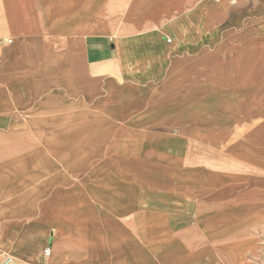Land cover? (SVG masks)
Segmentation results:
<instances>
[{
	"label": "crops",
	"instance_id": "0c3cea01",
	"mask_svg": "<svg viewBox=\"0 0 264 264\" xmlns=\"http://www.w3.org/2000/svg\"><path fill=\"white\" fill-rule=\"evenodd\" d=\"M223 4L0 0V259L239 263L252 240L195 231L213 204L175 189L197 158L211 183L205 152L226 154V126L261 106L243 54L222 63ZM245 144L264 147L246 135L232 161L262 168L243 163ZM255 208L242 237L246 219L260 221Z\"/></svg>",
	"mask_w": 264,
	"mask_h": 264
},
{
	"label": "rangeland",
	"instance_id": "374dc122",
	"mask_svg": "<svg viewBox=\"0 0 264 264\" xmlns=\"http://www.w3.org/2000/svg\"><path fill=\"white\" fill-rule=\"evenodd\" d=\"M211 1L224 2L225 5V12L218 19L221 24L220 33L228 35L222 44L224 46L222 56L225 57L222 63L228 64L237 58L238 54H243L244 60L238 61L241 63L242 71L251 70L254 77L256 74L259 75L257 91L261 106H251L247 117L241 118L237 124L226 126V138L219 146L226 154L220 155L214 150L204 151L209 168L218 170L211 173V183H206L209 174L198 166L200 162L197 158L196 169L179 172L177 176L179 185L175 189L180 197L186 200H194L195 197L201 204L204 202L213 204L210 215L200 224L192 221L195 231H204L206 226L222 228L226 239L228 238V246H233L241 238H249L253 242L246 241L242 249L243 256L238 264H264V147L255 152L245 144L242 157L243 163L258 162L262 168H255L256 166L250 168L241 162L232 161L231 157V152L246 135L252 134L255 141L264 143V0ZM251 48L256 52L253 55L246 54ZM255 87L254 95L257 92ZM206 129L207 133L213 134L212 126ZM229 174L232 179L229 178ZM255 207H258L260 221L255 227L248 229L252 222L246 219L248 226L242 237V234L237 232L238 223L256 212ZM224 255L228 256V253L225 252ZM229 257L233 262L238 258V254L234 252Z\"/></svg>",
	"mask_w": 264,
	"mask_h": 264
},
{
	"label": "built area",
	"instance_id": "2783aa9c",
	"mask_svg": "<svg viewBox=\"0 0 264 264\" xmlns=\"http://www.w3.org/2000/svg\"><path fill=\"white\" fill-rule=\"evenodd\" d=\"M50 254L49 248L43 250V256L47 257ZM0 264H20L15 258L10 255H3L0 259Z\"/></svg>",
	"mask_w": 264,
	"mask_h": 264
},
{
	"label": "bare ground",
	"instance_id": "6f19581e",
	"mask_svg": "<svg viewBox=\"0 0 264 264\" xmlns=\"http://www.w3.org/2000/svg\"><path fill=\"white\" fill-rule=\"evenodd\" d=\"M244 60V59H243ZM239 63V62H238ZM245 63H246V61H245ZM241 67V66H240ZM243 67V66H242ZM263 164H264V162H263Z\"/></svg>",
	"mask_w": 264,
	"mask_h": 264
}]
</instances>
